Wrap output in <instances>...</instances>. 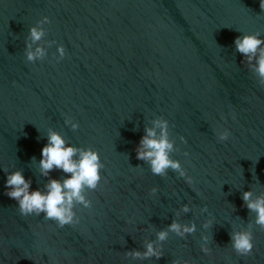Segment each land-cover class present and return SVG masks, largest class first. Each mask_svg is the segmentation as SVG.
<instances>
[{"label": "water", "instance_id": "95a60500", "mask_svg": "<svg viewBox=\"0 0 264 264\" xmlns=\"http://www.w3.org/2000/svg\"><path fill=\"white\" fill-rule=\"evenodd\" d=\"M258 5L0 0V264H264V231L241 200L246 191L253 199L264 194V86L232 43L241 34L264 40ZM43 17L37 43L45 56L28 63L25 38ZM57 45L65 51L59 61ZM157 119L167 121L170 158L191 185L172 170L154 176L135 158L144 129ZM49 128L73 147L95 150L104 166L97 188L83 190L90 207L75 205L78 223L61 228L42 214L20 216L3 187L13 171L30 181V191L66 178L56 168L40 175ZM222 129L229 136L220 142ZM172 222L195 231L182 239L169 232L159 259L125 256L148 242L156 247V233ZM249 225L253 248L239 256L229 237Z\"/></svg>", "mask_w": 264, "mask_h": 264}, {"label": "clouds", "instance_id": "9594fccd", "mask_svg": "<svg viewBox=\"0 0 264 264\" xmlns=\"http://www.w3.org/2000/svg\"><path fill=\"white\" fill-rule=\"evenodd\" d=\"M259 9L264 12V0H259ZM48 18L43 17L37 21L36 26L28 29L25 38L24 59L28 63L39 61L45 56V47L37 42L41 41L45 35L44 29L40 26L47 24ZM54 43V42H53ZM235 51L249 64L256 77L257 83L264 86V40L259 38V33L241 34L234 37L232 41ZM37 45L33 48V45ZM56 60L59 61L65 56L63 46L56 47ZM63 123L75 131L77 123L66 117ZM157 129L159 130L157 132ZM229 136L227 129L219 130L216 133L217 141H225ZM183 143V137H180ZM173 151V143L168 138V123L165 120H153L151 128L144 129L135 149V158L147 164L148 170L154 176H163L167 170H172L177 176L191 185L192 179L187 176L178 160L170 158ZM187 156V153H183ZM40 160L38 168L40 175L47 176L53 168L68 174L62 180L49 179L43 190L35 189L30 191V181L26 180L20 171H13L5 175L3 187L4 195L16 203V208L20 216H41L46 221H52L58 228L65 225H75L78 223L73 208L75 205L87 209L90 201L83 195V190H95L101 180L100 171L103 164L100 162L98 153L91 148L73 147L68 144L64 137L49 128L46 131V143L40 149ZM155 187L149 189V194H155ZM244 207L249 212L255 214L252 223L264 231V194L252 198L251 192H244L241 195ZM182 212H188L187 205H182ZM206 211V209H201ZM210 222H205L203 227L208 228ZM251 225L246 229L236 230L230 234L231 249L239 256H246L253 248ZM195 231L194 225H180L176 222L169 224L167 230L156 233L157 246L152 242L144 245V251H132L125 253L126 257L133 259H147L154 257L159 259L161 251L159 242L167 239L168 233L172 232L181 239L185 235H190ZM200 251L207 254L209 249L205 246L208 237H201ZM175 264V262H174Z\"/></svg>", "mask_w": 264, "mask_h": 264}]
</instances>
